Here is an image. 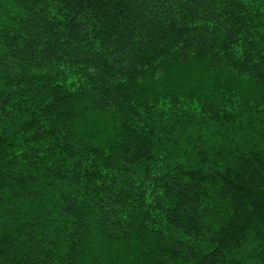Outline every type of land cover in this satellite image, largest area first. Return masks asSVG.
I'll list each match as a JSON object with an SVG mask.
<instances>
[{
  "label": "trees",
  "instance_id": "1",
  "mask_svg": "<svg viewBox=\"0 0 264 264\" xmlns=\"http://www.w3.org/2000/svg\"><path fill=\"white\" fill-rule=\"evenodd\" d=\"M0 264H264V0H0Z\"/></svg>",
  "mask_w": 264,
  "mask_h": 264
}]
</instances>
